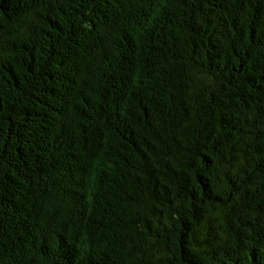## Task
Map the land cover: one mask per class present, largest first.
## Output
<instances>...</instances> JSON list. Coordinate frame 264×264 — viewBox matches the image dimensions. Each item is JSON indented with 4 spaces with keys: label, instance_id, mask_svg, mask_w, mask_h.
<instances>
[{
    "label": "trees",
    "instance_id": "obj_1",
    "mask_svg": "<svg viewBox=\"0 0 264 264\" xmlns=\"http://www.w3.org/2000/svg\"><path fill=\"white\" fill-rule=\"evenodd\" d=\"M0 264H264V0H0Z\"/></svg>",
    "mask_w": 264,
    "mask_h": 264
}]
</instances>
